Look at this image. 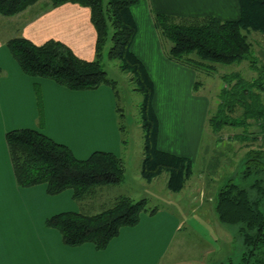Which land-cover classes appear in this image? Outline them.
I'll return each instance as SVG.
<instances>
[{
	"label": "trees",
	"instance_id": "obj_1",
	"mask_svg": "<svg viewBox=\"0 0 264 264\" xmlns=\"http://www.w3.org/2000/svg\"><path fill=\"white\" fill-rule=\"evenodd\" d=\"M37 1L0 0V15L13 16ZM47 1L50 8L67 2L89 8L90 21L96 32L95 56L92 60L81 59L66 44L55 39L38 45L21 36L8 38L5 45L21 72L30 77L50 79L72 91L107 85L118 96L117 83L108 77L102 63L103 49L110 43L107 58L118 61L120 70L130 74L133 89L142 95L139 114L144 155L140 175L149 183L167 173L166 187L171 192H179L191 177L194 162L157 147L158 119L152 107L154 84L144 64L131 50L136 33L131 7L140 0ZM238 2L239 16L236 19L221 20L212 15L178 18L160 13L155 14V24L162 41L169 42L165 50L174 61L210 73L215 68L213 64L229 65L246 60L250 69L257 72L251 81L245 80L238 72L223 74L221 78L226 86L219 92L215 110H209L207 117V125L214 134H219L227 126L242 127L246 132L243 135L252 139L256 132H247L251 126L264 133V64L258 65L245 32L264 34V0ZM177 20L179 22H175ZM198 84L194 87L197 88ZM34 93L41 123L42 97L37 83L34 84ZM119 114L118 128L123 134L126 128L121 123L122 114ZM4 137L18 188L44 185L46 194L51 197L70 190L73 200L83 202L94 195L98 187L117 186L125 180V163L112 152L94 151L87 159L79 160L67 145L34 128L12 129ZM245 166V179L263 173L264 144L247 152ZM249 191L256 193V197L252 198ZM147 205L146 199L133 201L119 197L110 208L95 215L80 212L53 215L45 220V227L56 230L67 247L91 244L96 251H103L122 228L137 226L142 213L152 216L158 212L157 208L149 209ZM215 215L220 224L237 227L244 252L236 264H264L263 178L254 181L249 188L228 180L218 190Z\"/></svg>",
	"mask_w": 264,
	"mask_h": 264
},
{
	"label": "crops",
	"instance_id": "obj_2",
	"mask_svg": "<svg viewBox=\"0 0 264 264\" xmlns=\"http://www.w3.org/2000/svg\"><path fill=\"white\" fill-rule=\"evenodd\" d=\"M31 6L12 16L14 19L10 20L17 27V32L7 35V39L21 36L38 45L55 39L66 44L81 59L94 58L96 32L88 7L67 2L25 15ZM131 12L136 23L131 50L153 81L152 107L158 119L157 147L168 151L162 146L167 137L162 131L161 116L156 106V78L151 71L155 70L161 78L162 71L178 70L182 75L187 72L190 85L194 83L195 86L197 81L193 82V67L174 61L167 55L155 24V14L164 13L178 18L212 15L221 20H232L239 16V2L140 0L131 7ZM7 39L0 34V264L163 263L171 250V241L174 242L183 226L179 218L164 212L153 216L142 213L137 226L122 228L103 251H96L91 244L70 248L63 245L56 230L45 227L47 218L65 212V202L63 205L56 198L61 194L48 196L44 185L28 189L16 186L4 137L9 130L37 129L54 141L67 145L79 160L87 159L94 151L112 152L123 159L124 146L115 117L117 108L109 89L104 87L107 85L93 90L72 91L50 79L27 76L10 53H6L4 45ZM35 83L41 90V123ZM190 99L194 102L190 104L191 113L199 109L202 124L193 132L177 131L173 138L177 139L175 145L179 152H169L187 157L195 165L205 136L210 100L204 95H191Z\"/></svg>",
	"mask_w": 264,
	"mask_h": 264
},
{
	"label": "rangeland",
	"instance_id": "obj_3",
	"mask_svg": "<svg viewBox=\"0 0 264 264\" xmlns=\"http://www.w3.org/2000/svg\"><path fill=\"white\" fill-rule=\"evenodd\" d=\"M38 1V4L31 6L25 15L30 16L32 11L42 10L49 4L47 0ZM10 19H14V17L0 15V34L1 37L4 35L5 39H7V35L17 32V27ZM245 33L252 43V53L257 58L258 65H263L264 34L255 31ZM109 45L110 43H107L103 49L102 63L108 77L117 83L118 96H115L112 87H104L109 89L113 95L111 97L115 102V108L119 106L120 110L118 111L122 114L121 123L126 128L121 134L124 139L125 180L117 186L98 187L95 190L96 193L83 202L73 200L70 190L56 198H59V203L61 202L63 205L65 202L63 208L65 212H80L85 215H95L110 208L115 199L119 197H128L133 201L146 199L147 208H157L158 212L171 214L179 218L183 224L180 228L181 231L175 236L174 242L171 241V250L161 264L238 263L244 252V247L237 233V227L222 225L217 221L215 200L218 190L228 180H233L245 188H249L259 178H263L264 181V171L258 175L253 174L248 179L243 178V172L246 170L247 152L250 149H258L263 146L264 133L259 132L253 125L247 131L256 132L255 138L252 139L243 135L246 132H243L242 127L227 126L219 134H214L206 123L205 136L201 149L198 151L199 159L197 157L198 160L196 159L197 161L193 165L191 177L187 179L179 192H171L166 187L169 179L167 173H162L149 183L146 182L140 175V166L144 155V138L139 114L142 95L133 89L130 74L120 70L118 61L107 58ZM4 46L6 53L9 54L6 45ZM168 46V41L163 42V47L167 49ZM213 65L215 68L210 73H206L202 69L194 70L193 82L199 83L197 88L194 87V83L190 85L187 82V72L182 75L178 70L162 71L161 78H158L156 71L152 69V75L156 78V106L159 116H161L162 131L167 137L162 146L168 151L179 152V148L175 145L177 139L173 138L177 131L193 132L198 125L202 124L199 109L196 113H191L190 104L194 103L190 99L191 95L208 97L210 100L209 109L214 111L218 104L219 92L226 86L221 78L223 74L238 72L248 81L257 76V72L250 69L246 60L229 65ZM119 112L116 110L117 124ZM171 141H174L173 144H169ZM249 193L252 198L256 197V193L253 191H249Z\"/></svg>",
	"mask_w": 264,
	"mask_h": 264
}]
</instances>
